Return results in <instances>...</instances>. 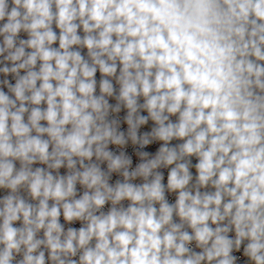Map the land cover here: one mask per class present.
<instances>
[{
    "label": "clouds",
    "instance_id": "1",
    "mask_svg": "<svg viewBox=\"0 0 264 264\" xmlns=\"http://www.w3.org/2000/svg\"><path fill=\"white\" fill-rule=\"evenodd\" d=\"M0 22V264H264V0H0ZM129 141L163 143L132 169Z\"/></svg>",
    "mask_w": 264,
    "mask_h": 264
},
{
    "label": "built area",
    "instance_id": "2",
    "mask_svg": "<svg viewBox=\"0 0 264 264\" xmlns=\"http://www.w3.org/2000/svg\"><path fill=\"white\" fill-rule=\"evenodd\" d=\"M3 22H0V24H2ZM53 29L54 31L57 32V34H59V29H57L55 27V25H53ZM79 34L80 35H83V31L82 29H79L78 30ZM20 38L22 39H27V34L26 33H20ZM0 40H2V37H0ZM59 46V43L58 41L53 45V47H58ZM76 46H74L75 48ZM81 51V54L87 58V49L86 48H83V49H80ZM24 72L21 71V75H23ZM5 77L3 75H0V80L4 79ZM96 80L97 82L100 81V79L102 78L101 77V73L99 71H97L96 73ZM7 79L10 80L11 83H15V79L9 75L7 77ZM39 83V82H38ZM113 84H114V87H116L118 89V85L115 84V81L113 80ZM4 91L7 92V88H4ZM97 94H99V87H97ZM141 103H143V99L141 98L140 100ZM109 103L110 104H113L115 105L116 103V100L114 98H109ZM42 107H46V105H42ZM126 109H122L121 112L119 114H113L112 116H110V119L111 118H116L117 115H118V118L120 119L121 121V124H120V130L121 131H124V132H127V124L126 122H124V117L126 116ZM141 115H145L147 116V112L146 111H142L141 112ZM171 119L173 120V122L176 121V117L173 116L171 117ZM42 124H46V122H41ZM152 127H154V122L149 120L148 123L146 125H143L141 126V128L139 129V132L141 134L145 133V132H150ZM182 141H179V140H173L171 141V145H176L178 143H181ZM163 142L161 141H154L153 143L149 144L148 146L144 147L143 149H139L138 146H134L132 145L131 141L128 142V144L126 146H124L123 148H120L118 146H115V145H110L109 148L110 150H112L113 152H115L116 154H119L120 151H124L126 153V155L130 156L131 159H132V169H134L141 161H140V157L136 155V152L137 150L139 151H145V152H148L150 155L154 156L156 154V152L158 151L159 147L161 146ZM192 164L195 165V163H197V159L195 157H192ZM16 166L17 168L19 167V162H16ZM33 167H46L45 165H41V164H35L33 165ZM103 168L106 169V163L104 165H102ZM159 171H161L163 173V176H164V180H163V183L166 185L167 184V177H168V172H169V168H161L159 169ZM192 173H193V176L196 175V170L195 168L193 167L191 169ZM60 174L61 175H65L67 174V169L66 168H61L60 169ZM122 180V177L119 176V174H116V173H113L112 174V177H111V180H110V183H115L116 180ZM134 183H142V180L141 179H137L135 181H133ZM77 190H78V194H82L83 193V188L78 184L77 185ZM7 194V190H4V189H0V198H2L4 195ZM26 195V193H25ZM166 196H167V199L169 201V203H174L175 202V199H176V194L175 193H166ZM51 203V202H50ZM127 201L124 202L125 206L127 205ZM111 205L108 204L105 206V211L108 210V208L110 207ZM60 223L64 225L65 227V230H67L68 227H72V228H75V229H79L81 226H82V223L80 221H75L71 224L67 223L64 218H63V215H61L60 217ZM14 226H21L20 225V222H17ZM40 237L42 238L43 237V232H41L40 234ZM194 247V245H193ZM196 251H199V249H196ZM235 255H240V253H234ZM46 256H47V253H46ZM20 257H17V259H19ZM242 261H243V258H241V262H238V264H242Z\"/></svg>",
    "mask_w": 264,
    "mask_h": 264
}]
</instances>
